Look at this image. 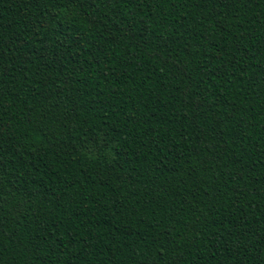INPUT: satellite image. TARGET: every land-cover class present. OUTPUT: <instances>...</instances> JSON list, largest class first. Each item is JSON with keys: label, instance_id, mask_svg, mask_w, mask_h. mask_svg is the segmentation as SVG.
<instances>
[{"label": "trees", "instance_id": "16d2710c", "mask_svg": "<svg viewBox=\"0 0 264 264\" xmlns=\"http://www.w3.org/2000/svg\"><path fill=\"white\" fill-rule=\"evenodd\" d=\"M0 264H264V0H0Z\"/></svg>", "mask_w": 264, "mask_h": 264}]
</instances>
